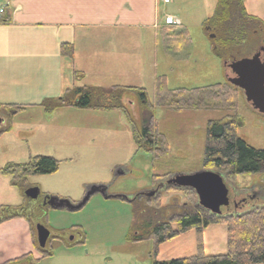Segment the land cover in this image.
<instances>
[{
  "label": "rangeland",
  "instance_id": "1",
  "mask_svg": "<svg viewBox=\"0 0 264 264\" xmlns=\"http://www.w3.org/2000/svg\"><path fill=\"white\" fill-rule=\"evenodd\" d=\"M170 2L169 5L163 6L164 14L174 17L178 22L176 31L171 34L173 36L181 30H186L189 42L177 48L172 47V44L170 47L158 31V39L155 42L150 35L147 36L146 42L140 44L143 45L140 48L139 44L133 42L132 54L138 50L141 54H149L148 63L151 58L156 66L152 73L157 76L165 75L169 90H192L225 83L227 69H231L225 60L213 53V36L207 35L204 26L206 19L214 12L216 0ZM163 15L160 13V24L165 28L167 24ZM259 48V45H251L247 49V57H252ZM242 54L244 57L245 53ZM75 85L89 84L79 80ZM144 88L150 104L155 107V82H152L150 75L144 79ZM127 96L124 105L136 123L140 124L137 97L133 93ZM2 113L7 115L6 112ZM98 114L103 116L102 119L91 118L90 121H84L81 135L65 138H55L53 134L47 135L48 132L43 130L39 135L31 133L27 124L30 119L41 118L40 114H17L14 119V133L0 136V167L9 163L25 164L35 156H49L60 162L55 174L28 179L30 185L37 186L40 194L31 202L30 210L20 211L25 213L35 226L45 225L60 237V240L51 242L53 256L36 264H151V254L156 249L155 243L130 240L139 218L144 220L152 212L156 215V221L169 220L174 216L192 212L199 202L196 195L195 201L191 202L187 193L182 190L167 191L165 185L160 193L163 207L145 212L140 210V203L145 200L137 196L158 186L161 182H158V179H164L162 182H165L176 175L201 170L208 122L221 119L227 112L177 113L155 107L156 125L170 147L168 154L161 158H155L137 148L133 140L132 125L122 112ZM237 115L242 118L238 135L250 146L264 150V115L254 111L242 95H239ZM34 130L37 131L38 128ZM219 174L230 192L231 203L233 200L236 202L238 194L242 193L238 198L245 196L246 192L251 194L248 190L252 186L264 192V171L249 177L240 175L235 180H230L226 173ZM17 186L22 187V183L19 181ZM102 187L105 189L104 194L92 193L84 207L78 211L46 210V206L43 207L42 200L47 195L78 205L83 203L92 190ZM17 196L19 203L25 204L24 197L20 199L19 192L17 195L15 189L12 192L6 184L0 182V218L13 213L7 205L16 203ZM261 206L264 204L254 201L236 212L244 214ZM72 230H76L72 233L75 238L72 244H68L66 241L72 237L69 235ZM224 230L225 227L219 224H211L204 229V232L207 231L205 252L226 253ZM178 243L179 241L175 240L161 244L158 249L161 250L159 260L179 257Z\"/></svg>",
  "mask_w": 264,
  "mask_h": 264
},
{
  "label": "crops",
  "instance_id": "2",
  "mask_svg": "<svg viewBox=\"0 0 264 264\" xmlns=\"http://www.w3.org/2000/svg\"><path fill=\"white\" fill-rule=\"evenodd\" d=\"M244 3L248 14L264 22V0H244ZM0 5L6 9V20L0 24V104L25 108L18 115L40 114L41 118L30 119L27 124V129L35 135L42 130L55 138L81 135L84 121L102 119L99 112H79L67 107L46 113L40 106L45 100L60 98L66 89H71L76 84V72L88 86L104 88L144 87L146 77L150 75L153 83L158 77L152 73L156 66L151 58L148 63L149 54H141L140 50L132 54L131 46L135 42L140 48L148 35L155 42L158 31L162 33L160 13L163 15L165 8L157 0H0ZM164 15L166 24L169 16ZM64 44L72 46L73 57L62 55ZM227 71L228 80L232 73ZM128 94L124 95V104ZM0 117L3 120L0 136L14 133L16 116L10 118L0 113ZM0 182L12 192L15 189L17 195L19 192L24 203L27 187L36 186L27 180L20 182L22 187H19L12 177L1 173ZM7 206L14 214L25 208L19 203V197L16 203ZM207 231L203 230L205 250ZM224 236L227 241L226 227ZM175 240L179 241L180 255L174 259L196 254L194 231L172 242ZM224 244L228 251L227 242ZM30 253L35 259L40 258L34 249L28 219L19 217L0 223V264ZM160 253L161 250L159 256Z\"/></svg>",
  "mask_w": 264,
  "mask_h": 264
},
{
  "label": "trees",
  "instance_id": "3",
  "mask_svg": "<svg viewBox=\"0 0 264 264\" xmlns=\"http://www.w3.org/2000/svg\"><path fill=\"white\" fill-rule=\"evenodd\" d=\"M7 18L9 19V15ZM204 26L207 35L213 36L211 39L213 53L225 60V63L231 64L247 58L246 52L251 45L264 47V22L248 14L244 0H216L214 12L206 19ZM176 28L177 25L162 28L165 43L170 47L172 44L174 48L189 42L186 30L172 36L171 32L176 31ZM61 51L62 55L73 57L72 46L64 44ZM242 53H245L244 57ZM240 54L242 55L238 58ZM75 79L76 82L80 80L77 72ZM155 89V107L177 113L227 112L221 119L208 122L201 170L226 173L230 180H235L240 175L247 177L258 175L264 171V150L250 146L238 135V128L242 124V118L237 115L240 90L227 81L205 88L169 90L165 75L156 78ZM126 93H133L137 97L140 124L136 123L124 105ZM40 106L46 113L67 107L81 111L122 112L132 125L133 140L138 149L152 154L155 158H161L169 152V142L156 125L155 107L150 104L148 93L143 87L104 88L74 85L71 89H66L62 97L47 99ZM24 110L25 108L21 106L0 104V112H6L10 118ZM59 164L60 162L53 157L35 156L25 164H7L0 168V173L12 177L15 183L26 182L30 177L55 174ZM154 178L156 181L157 176ZM171 190L175 191L171 187L167 189ZM182 191L190 196L191 202L195 201V193L192 190ZM144 200L140 203L142 211L163 207L162 195ZM194 208L192 212L164 221H156L155 213L150 212L146 219L139 218L130 240L155 243L156 249L151 254V264H264V207L226 218L209 216L198 205ZM19 217L28 219L33 245L41 259L53 256L51 246L47 249L39 246L35 225L25 213L13 212L9 216L1 217L0 223ZM211 224H222L226 227L228 247L226 254L208 255L205 252L203 230ZM191 231L196 234L195 255L159 260L158 247L161 244ZM40 260L35 259L32 254H27L6 264H36Z\"/></svg>",
  "mask_w": 264,
  "mask_h": 264
},
{
  "label": "water",
  "instance_id": "4",
  "mask_svg": "<svg viewBox=\"0 0 264 264\" xmlns=\"http://www.w3.org/2000/svg\"><path fill=\"white\" fill-rule=\"evenodd\" d=\"M264 48L251 58H244L229 65L234 78L229 82L240 89L254 110L264 115ZM177 188H189L195 191L199 205L205 211L216 217L228 216L234 207L230 195L220 174L215 171H201L194 174L176 176L169 181ZM98 190H92L83 203L72 205L65 200L49 198L48 204L54 209L76 211L83 207L88 197ZM26 195L32 199L38 196L37 189H29ZM153 196L154 192L148 194ZM50 232L43 226H37V237L41 247H45Z\"/></svg>",
  "mask_w": 264,
  "mask_h": 264
},
{
  "label": "flooded vegetation",
  "instance_id": "5",
  "mask_svg": "<svg viewBox=\"0 0 264 264\" xmlns=\"http://www.w3.org/2000/svg\"><path fill=\"white\" fill-rule=\"evenodd\" d=\"M248 191H250L251 194H248V192L245 191V196L238 198L242 196V193L238 194V197L236 196V204H238L240 208H243L244 206H246V204H249L250 202L264 201L263 190H258L257 188H255V186H252V188Z\"/></svg>",
  "mask_w": 264,
  "mask_h": 264
},
{
  "label": "built area",
  "instance_id": "6",
  "mask_svg": "<svg viewBox=\"0 0 264 264\" xmlns=\"http://www.w3.org/2000/svg\"><path fill=\"white\" fill-rule=\"evenodd\" d=\"M163 2H164L165 4H168V3H169V0H163ZM2 12H3V11L0 10V14H1Z\"/></svg>",
  "mask_w": 264,
  "mask_h": 264
},
{
  "label": "bare ground",
  "instance_id": "7",
  "mask_svg": "<svg viewBox=\"0 0 264 264\" xmlns=\"http://www.w3.org/2000/svg\"><path fill=\"white\" fill-rule=\"evenodd\" d=\"M230 65V64H229ZM233 78V77H232Z\"/></svg>",
  "mask_w": 264,
  "mask_h": 264
}]
</instances>
